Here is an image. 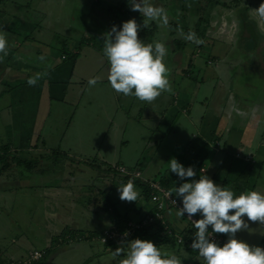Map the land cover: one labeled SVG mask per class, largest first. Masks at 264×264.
Segmentation results:
<instances>
[{"label":"crops","instance_id":"1","mask_svg":"<svg viewBox=\"0 0 264 264\" xmlns=\"http://www.w3.org/2000/svg\"><path fill=\"white\" fill-rule=\"evenodd\" d=\"M193 1L152 0L154 6L166 10L168 24L161 27L131 10V0H103L102 5L99 0H0V34L8 41L7 55L0 53V175L9 170V161H14L27 168L29 176L35 174L47 183L44 171L35 167L55 161L60 164L65 159L79 166L81 175L92 172L93 179L84 181L89 187L79 198L98 202L96 209L90 208L89 217L96 226L101 220L96 216L102 217L105 226L87 236L90 239L111 227L117 229L118 219L137 222L153 212L150 196L145 197L135 182L150 191L157 186L168 193L191 182L192 178L180 180L169 171L172 158L185 168L191 166L197 174L194 179L204 174L236 195L246 190L264 193V67L256 66L258 48L264 62V46L260 47L264 24L254 23L247 8L236 0L222 4L218 0ZM260 1L251 3L256 7ZM64 18L68 24L62 27ZM129 19L139 25L146 23L138 32L141 40H159L168 49L164 62L172 91L162 92L151 103L117 93L107 80L103 35L113 25L119 30ZM71 23L77 25L75 31L67 30ZM245 24L249 31L251 25L257 37L255 44L244 30ZM189 31L203 43L185 40ZM96 76L101 77L96 85L102 86L106 95L101 102L106 107L111 104V135L89 126L92 132L84 139L81 124L88 111L79 108L89 79ZM35 77V86H30L28 80ZM94 90L91 93L97 99ZM99 109L89 114L102 118L104 110ZM98 131L101 137L106 136L94 138ZM93 144L111 149V154L90 160L92 156L83 152ZM20 155L28 158H17ZM135 172L138 177L131 176ZM129 179L140 193L136 202L119 198L117 187ZM171 198L182 207L174 192ZM79 207L72 201L67 215ZM177 211L165 201L162 217L156 221L159 225H151L147 240L174 252L182 264H205L197 250L190 251L192 242L187 244L189 251L182 241L173 242L187 230L197 231L188 219L178 217ZM200 218L198 213L191 219ZM243 219L248 229L237 232L235 238L264 248V225L248 221L246 216ZM60 221L66 223L69 218ZM78 227L76 222L65 230L59 242L71 246L80 241ZM212 236L220 239V246L228 239L227 234ZM9 241L11 247L3 252L11 263L18 245L14 239ZM120 242H112L109 252L121 247ZM111 253L106 259L98 257L102 262L96 264H118L123 257L113 260Z\"/></svg>","mask_w":264,"mask_h":264},{"label":"clouds","instance_id":"2","mask_svg":"<svg viewBox=\"0 0 264 264\" xmlns=\"http://www.w3.org/2000/svg\"><path fill=\"white\" fill-rule=\"evenodd\" d=\"M131 10L137 11L146 18V22L155 21L161 27L167 26L168 16L162 7L154 6L152 0H131ZM264 20V3L254 9ZM144 25L137 24L135 19L122 22L119 30L115 25L103 35V55L107 58V80L113 90L124 96H134L142 102L151 103L162 92H171L168 78L169 69L164 60L168 49L164 42L145 43L138 36ZM184 39L196 44L203 43L195 32L189 31ZM8 41L0 34V53L7 55ZM38 77L30 78L28 84L35 86ZM101 77L89 79L90 86L96 85ZM169 171L180 180L192 178L191 182H183L167 195L181 199L182 207L177 208V216L188 215L191 220L196 214L202 218L192 221L197 229L191 248L198 251L205 264H264V248L250 246L235 238V234L248 229V221L260 222L264 225V193L251 190L236 195L233 190L215 184L208 176L202 174L199 179L194 169L185 168L175 158L168 162ZM121 201L136 202L140 193L133 180L117 187ZM172 203H176L175 200ZM209 226L211 232H209ZM213 233L227 234V242L223 246L210 237ZM127 235V234H125ZM121 247L112 251L113 260L118 264H182V260L172 251L163 250L150 240L135 238L124 239Z\"/></svg>","mask_w":264,"mask_h":264},{"label":"rangeland","instance_id":"3","mask_svg":"<svg viewBox=\"0 0 264 264\" xmlns=\"http://www.w3.org/2000/svg\"><path fill=\"white\" fill-rule=\"evenodd\" d=\"M102 1L99 0L100 5L103 4ZM218 1L222 4L231 0ZM236 2L243 4L247 8L248 14L252 18L254 17V20H252L254 23L258 24L260 22L261 25L264 24V20L254 11L264 0L260 1L256 7H253L251 3L254 2L253 0H236ZM205 10L209 14L210 7L205 8ZM65 18L62 19V27L68 24ZM95 23L98 24V21L96 20ZM72 24L68 25V31H75V26L77 25L72 26ZM263 46L264 44L261 43L260 47ZM260 52L258 48L256 51V58L258 59L256 66L259 67L260 63L264 67L263 59L259 57ZM258 74L262 75L259 69ZM93 89L97 92L95 93L97 99L91 93ZM105 96L102 86H87L85 89L84 102L79 108V110L84 108L85 111H88V114L83 113L88 117L81 124L84 128V139L89 138L92 132V130L89 131V126H94V130L102 131L105 129V133L111 135V104L106 107L105 103L101 102L104 101ZM95 99L98 104L95 103ZM98 109L100 112L104 110L102 118L99 115L94 117L89 114V112H97ZM107 114L109 119L106 118ZM100 131L94 133V138L98 137L99 139L106 136L101 137ZM80 138L82 139V136ZM70 140L68 139V142ZM102 154H111V149L93 144L88 147V150L86 149V152H83L86 157L92 156L90 160ZM30 157L31 160H35L33 155ZM17 158L25 160L28 156L20 155ZM100 162L102 161H99L98 164ZM9 164V170L4 171L5 173L0 175V250L2 252L4 250L8 251L11 247V242L9 241L11 239L16 240L18 250L16 256L12 257L14 260L11 263L9 261L10 257L8 258L5 252H0V264H18L23 263L21 260L25 259L28 260L24 262L31 264H96L102 262L98 257L108 258V254L111 253L108 246L101 244L99 238H87V236H93V233H97L101 227L105 226L102 217L96 216V219L101 218L99 222L97 221L99 223L98 226L95 225L94 219L89 217L92 216L90 208L96 209L94 205L98 204V202L89 200L88 197L84 196L79 198L80 192L85 193L87 191L86 188L89 186L84 181L93 179L92 172L88 174L89 171H86L84 175L79 174L82 169L79 166H74V163H71L68 159H65L60 164H56V161L54 163L48 162L43 166L35 167L39 171L42 169L44 174H46L47 183H45L44 180L35 174L34 176L32 174L29 176V171L21 163L16 164L14 161H9ZM81 185L84 186V189ZM16 186L18 187L15 188ZM101 199L102 197H99V200ZM72 201L80 207L77 210H73V214L67 215V210ZM50 215L51 217H48ZM67 217L71 222L62 223L60 221H64ZM71 219H74V222H77L78 226H80L77 228L79 231L76 230V232L82 238L80 241L73 242L71 246H65L59 242V238L63 231L73 228L75 223ZM48 243L52 248L48 247ZM32 251L40 252L42 257L38 260H29ZM86 259L88 261H85ZM17 261L19 262L17 263Z\"/></svg>","mask_w":264,"mask_h":264},{"label":"built area","instance_id":"4","mask_svg":"<svg viewBox=\"0 0 264 264\" xmlns=\"http://www.w3.org/2000/svg\"><path fill=\"white\" fill-rule=\"evenodd\" d=\"M118 172H120L122 175H126V172L122 168H118ZM132 177H138L139 173L135 172L131 174ZM152 193L150 195V202L153 203V212L151 214L145 215L144 218L138 220L137 222H128L126 223V227L119 231L115 227H112L103 233H101L97 238H99L100 243H105L107 241H122L124 239H128L131 234L134 231L139 230L142 227H146L149 224L153 223L154 221L160 220L162 217V211L164 207L165 201L170 204V206H173L175 208H180V205L176 202L175 204L172 203L173 199L169 197L167 194L168 192L162 189H159L157 186H152ZM186 219H188V215L185 214L184 216ZM189 220V219H188ZM191 223L194 220H189ZM127 234V235H125ZM210 239L216 241L218 245H220L221 241L218 240L216 237L211 236ZM177 242H181V238H176ZM42 257V254L38 251H32L30 254L29 260H38ZM28 262H24L23 264H27ZM22 264V263H21Z\"/></svg>","mask_w":264,"mask_h":264},{"label":"trees","instance_id":"5","mask_svg":"<svg viewBox=\"0 0 264 264\" xmlns=\"http://www.w3.org/2000/svg\"><path fill=\"white\" fill-rule=\"evenodd\" d=\"M170 2L173 1V0H169ZM184 4L185 3H188V2H194L193 0H181ZM197 3V2H195ZM7 169V168H6ZM137 183L138 186H140L142 188V194L147 197L148 195L150 196L152 191L148 190L145 186H143L142 184H140V182H135ZM149 193V194H148ZM119 217H117L118 219ZM119 221L117 222V229L118 230H123L125 227H126V222L125 219H118ZM159 225V223H157L156 221H154L153 223L149 224L148 226H144L142 228H140L139 230L137 231H134L131 236L127 239V240H132V239H135V238H139V239H142V240H147L149 239L150 237H148V233L150 232V229H151V225L155 226V225ZM161 227V226H160ZM160 233L161 230H160ZM166 233V232H165ZM64 234V231L62 232V234L60 235L61 237L63 236ZM169 234H173L171 232H169ZM169 234H165V235H169ZM196 232L194 229H190V230H187L184 232V234L181 236V241L183 242V246H184V249H186L187 251H189L190 249H188V243H191L194 239V236H195ZM171 239H173L171 237ZM176 239H173V242H175ZM114 242V241H107L105 243H103V245L105 246H110L111 243ZM190 251H194V249L190 250Z\"/></svg>","mask_w":264,"mask_h":264},{"label":"water","instance_id":"6","mask_svg":"<svg viewBox=\"0 0 264 264\" xmlns=\"http://www.w3.org/2000/svg\"><path fill=\"white\" fill-rule=\"evenodd\" d=\"M262 3H264V2H262ZM248 26H249V28H250V31L248 30V28H246V24H245V26H244V30L246 31V33H249V38H250V40H252L253 41V43L256 41V36L253 34V29H252V27H251V25L250 24H248ZM255 44V43H254Z\"/></svg>","mask_w":264,"mask_h":264},{"label":"flooded vegetation","instance_id":"7","mask_svg":"<svg viewBox=\"0 0 264 264\" xmlns=\"http://www.w3.org/2000/svg\"><path fill=\"white\" fill-rule=\"evenodd\" d=\"M254 1V0H253Z\"/></svg>","mask_w":264,"mask_h":264}]
</instances>
